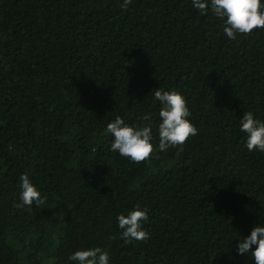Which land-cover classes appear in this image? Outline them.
Returning a JSON list of instances; mask_svg holds the SVG:
<instances>
[{
	"label": "trees",
	"instance_id": "16d2710c",
	"mask_svg": "<svg viewBox=\"0 0 264 264\" xmlns=\"http://www.w3.org/2000/svg\"><path fill=\"white\" fill-rule=\"evenodd\" d=\"M122 3L0 0V264L96 247L109 264H256L238 244L264 225V152L240 120L264 121V28L231 39L210 3ZM158 89L198 128L165 151ZM117 116L152 128L147 160L112 151ZM24 174L43 205L18 207ZM137 204L149 238L128 241L118 217Z\"/></svg>",
	"mask_w": 264,
	"mask_h": 264
},
{
	"label": "clouds",
	"instance_id": "9594fccd",
	"mask_svg": "<svg viewBox=\"0 0 264 264\" xmlns=\"http://www.w3.org/2000/svg\"><path fill=\"white\" fill-rule=\"evenodd\" d=\"M131 2L132 0H123L121 7L127 10ZM209 3L215 16L225 20L224 32L231 39H235L237 33L249 35L255 28H264L261 0H193L194 7L202 13L209 11ZM154 100L163 106L159 113V150L165 151L170 146L182 145L190 136L198 133V128L188 119L192 113L182 93L158 89L154 92ZM240 125L241 131L247 133L248 151L264 152V121L257 118L252 111H246ZM106 133L114 137L112 151H118L121 156L136 163L147 160L153 152V132L150 126L129 125L122 117L117 116L114 121L108 123ZM20 180L22 203L18 207H31L33 202L38 206L43 205L46 197L41 198L40 191L29 176L24 174ZM148 218V209L141 208L139 204L129 215L120 214L118 223L119 228L123 230L122 238L128 241L148 239L149 233L143 227ZM253 245H256L255 250ZM238 252L241 255L250 253L256 264H264V225L257 224L251 234L241 240ZM69 259L78 261L79 264H109V254L99 247L78 250Z\"/></svg>",
	"mask_w": 264,
	"mask_h": 264
}]
</instances>
